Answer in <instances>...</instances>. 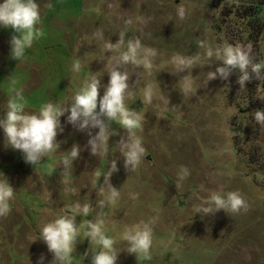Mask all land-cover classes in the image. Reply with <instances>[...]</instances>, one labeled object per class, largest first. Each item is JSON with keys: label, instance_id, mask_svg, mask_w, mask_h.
I'll return each mask as SVG.
<instances>
[{"label": "rangeland", "instance_id": "374dc122", "mask_svg": "<svg viewBox=\"0 0 264 264\" xmlns=\"http://www.w3.org/2000/svg\"><path fill=\"white\" fill-rule=\"evenodd\" d=\"M35 2L41 7L37 27L44 36L33 41L23 59H11L9 41L15 33L0 25V119L14 94L10 92L13 80L17 81L14 87L23 89L29 113H38L48 102L67 106L92 74L102 85L99 101L109 82L106 58L118 54L106 52L104 42L115 44L124 31L121 50H126L128 39L137 37L142 46L157 50L151 75L143 68L126 66L134 96L125 102L144 116L135 135L146 153L135 171L126 170L117 144L128 134L112 122L118 135L109 138L107 155L93 156L89 136L68 124L69 113H65L60 118L63 132L56 137L60 147L33 166L25 162L22 152L7 146L0 129V179H7L15 190L10 213L0 217V264H37L41 254L44 264H49L53 257L39 240L41 230L59 216L71 215L76 203H91L92 211L76 216L79 235L73 264H91L92 255L102 250L84 237L86 228L80 227L85 220L95 221L101 212L106 235L116 240V264H264V125L254 120L256 111H264V81L253 74L240 90L237 70L227 81L218 78L204 86L207 72L222 66L213 55L192 69L193 88L183 93L179 80L187 72L177 73L171 63L177 53L204 56L206 49L198 46L199 41L213 50L225 43L251 42V58L259 63L264 61V35L251 34L230 0ZM179 4L186 8L184 19L177 15ZM129 19L132 24L126 25ZM98 29L103 40L93 38ZM76 59L82 67L74 74L72 68L66 69ZM149 83L155 92L151 104L144 103L143 97ZM98 131L93 129V135ZM73 145L79 146L80 154L65 174L61 161ZM112 160L119 171L110 183L120 196L100 209L98 201H107V190L101 195L99 188ZM181 166L190 171L183 181L178 179ZM96 171L101 173L99 179ZM211 191H239L250 209L239 214L196 213ZM133 193L137 199L131 198ZM153 218L151 260L147 261L143 255L129 254L122 236L126 227Z\"/></svg>", "mask_w": 264, "mask_h": 264}, {"label": "clouds", "instance_id": "9594fccd", "mask_svg": "<svg viewBox=\"0 0 264 264\" xmlns=\"http://www.w3.org/2000/svg\"><path fill=\"white\" fill-rule=\"evenodd\" d=\"M40 8L35 0H3V3H0V25L11 28L15 33L9 41L11 59L15 61L23 59L26 49L32 47L33 41L44 36L43 30L37 27L41 22ZM177 15L180 19L185 18L186 8L183 4L177 6ZM125 24H132V20H126ZM125 35L126 33L121 31L119 40L115 44L110 41L104 42L106 52L118 54L106 58L109 82L99 101V90L102 85L100 78L92 74L84 80L82 87L75 92L71 103L67 106L59 107L48 102L41 106L38 113H29L25 110L27 101L23 96V89L14 87L17 81L13 80L10 92L14 94L9 98L6 116L0 119V129H3L7 146L22 152L26 163L37 165L42 158L54 153L60 147L56 142L58 132H63L60 118L65 113H69L67 123L80 132H86L89 136L87 145L90 146V154L105 157L108 153L109 138L118 135L111 127L112 122H117L128 134L127 137L122 136L117 144L124 158V167L128 171H135L141 165L146 153L141 138L135 135V130L142 129L144 116L130 109L125 102L126 99L134 96V93L130 91L131 75L126 70V66L131 64L137 68H143L151 75L157 50L142 46L139 37L128 39L126 50H121L125 44ZM93 38L103 40L102 30L98 29L93 34ZM198 46L206 49L204 56L199 53L191 56L177 53L171 58L177 73L187 72V75L179 80L183 93H188L193 88L195 78L192 76V69L206 63L213 55L222 62V66L217 67L215 71L207 72L204 86L218 78L227 81L237 70L239 72L237 83L240 90L245 89L246 83L251 81L253 74L256 80L264 81V61L253 63L250 55L251 42L247 45L237 43L235 46L225 43L218 45L214 50L204 41H199ZM81 67V60L76 59L73 62L72 72L79 73ZM154 95L153 85L146 84L143 89L144 103L151 104ZM254 120L257 124L264 125V111H256ZM93 129H99L98 133L93 135ZM79 154V146L73 145L63 157L61 164L65 174L72 168L73 161L79 157ZM118 171L117 161L112 160L108 171L103 174V185L99 188L101 195L107 190V201L104 199L98 201L97 206L100 209L105 207L106 202L114 204L120 196L119 190L110 183V178ZM94 175L97 179L101 177L99 171H96ZM189 175V169L181 166L178 172L179 181H183ZM14 195L15 190L7 179H0V217H6L10 213V202L14 199ZM130 195L132 199L138 198V194ZM249 209L250 205L239 191L227 193L211 191L207 201L196 207L195 211L208 216L221 210L226 214H239L241 211L247 213ZM91 211V203H76L72 206L71 215H61L43 226L39 240L47 245L48 252L52 254L53 258L49 264H73L72 254L79 235L76 216H88ZM102 217L103 213H98L95 221L85 220L80 225L81 228H86L84 237L102 249L92 255L91 264H116L119 254L115 247L116 240L106 235L105 220ZM155 220L156 218L149 222L141 221L125 228L122 239L127 242L126 251L129 254L143 255L145 260H151L150 249L153 243L151 225L155 223ZM44 261L45 257L41 254L37 264H44Z\"/></svg>", "mask_w": 264, "mask_h": 264}, {"label": "trees", "instance_id": "16d2710c", "mask_svg": "<svg viewBox=\"0 0 264 264\" xmlns=\"http://www.w3.org/2000/svg\"><path fill=\"white\" fill-rule=\"evenodd\" d=\"M230 3L236 15L248 22L251 34L256 31L257 36L258 34L264 35V0H230ZM260 24L261 27H259ZM236 150H238L237 147Z\"/></svg>", "mask_w": 264, "mask_h": 264}, {"label": "crops", "instance_id": "0c3cea01", "mask_svg": "<svg viewBox=\"0 0 264 264\" xmlns=\"http://www.w3.org/2000/svg\"><path fill=\"white\" fill-rule=\"evenodd\" d=\"M71 68H72V66H71V67H69V68H67L66 70H71Z\"/></svg>", "mask_w": 264, "mask_h": 264}]
</instances>
